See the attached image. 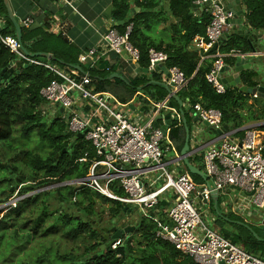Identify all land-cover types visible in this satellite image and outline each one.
<instances>
[{
    "label": "trees",
    "instance_id": "trees-1",
    "mask_svg": "<svg viewBox=\"0 0 264 264\" xmlns=\"http://www.w3.org/2000/svg\"><path fill=\"white\" fill-rule=\"evenodd\" d=\"M194 1L111 0L112 18L115 21H126L121 25H113V27L122 33L127 26H131L128 39L130 44L139 51L137 62L139 73L129 80L108 79V76L115 72L114 66H107V69L104 65L101 68V64L104 63L99 62L96 65L97 67L88 68L87 70L96 89L112 94L120 103H126L139 89L153 102L164 100L167 96L164 86L155 83L148 84L149 79L146 73L142 71V69H148L149 49H154L167 55L164 63L167 68L177 67L188 79L187 86L176 93L181 102H185L188 106L183 108L188 127L190 126V118L187 110L191 111L195 103L219 110L222 114V125H227L230 129L241 127L244 121L264 120V97L260 101H256L258 102L256 104H248V101L252 98L248 89L258 86L253 79L257 74L256 70H246L241 74V81L247 88L245 90L225 88L223 93H217L214 86L207 81L206 74L217 58H206L199 63L201 53L191 44L194 36L204 35L205 28L210 21L209 13L204 9L199 11ZM241 2L246 10L243 17L249 31L251 33H264V0H241ZM132 7H137L138 10H131ZM170 16L176 18L177 23L171 24L169 28L161 29L160 25L165 23ZM0 19L5 22L1 34L15 36L14 26L7 16L3 0H0ZM39 33L40 38L37 37L38 32L35 30L21 28L22 44L28 51L30 50L29 52H36L38 50L37 42L43 41L44 37L48 36L43 32ZM248 50L249 47L246 41L233 34L219 41L217 48L209 51L208 54L247 53ZM258 59L263 60L264 57ZM13 60L18 59L0 43V73ZM234 60V57H224L225 65H229ZM52 62L60 64L57 56L50 59L51 64ZM52 78L53 75L50 71L32 64H27L24 68L21 67L14 76L12 73L4 71L0 77V143L3 144L10 140L16 130L23 136L33 134L34 131L41 139L50 142L48 148L44 149V154L36 152L29 155V159L26 161V165L31 171L26 178L29 182L34 183H31L30 186L28 184L22 185L18 191L19 195H24L28 191L32 192L37 187L43 189V191L32 193L22 199L26 207V218L21 222L16 215L6 222L0 215V240L13 238L19 241L20 235L26 237L23 239L25 240L22 242L23 244H17L20 247L18 251H16L15 243H10L12 244L10 249L12 254L9 255L22 257L26 253L34 251L36 255L34 258L29 257L30 262H32V259H37L35 261L39 263L43 260V256H40L37 252V243L39 240L45 241L47 237H50V241L58 246L57 253L55 252L56 256L50 261V264H195L190 257L182 254L170 243L155 240V224L143 215L140 216L134 232L137 237L131 234L125 247L117 246L113 250L109 247L105 252L99 251V243L95 241V232L91 230L90 222L87 220L88 216L94 214V202L99 201L104 205L112 204L113 206L109 208L112 216H116L122 211H129V206L85 187H70L66 192H63L61 187H57L55 189V192L58 193L57 197L53 196L52 191H46L43 188L51 184L86 176L89 161L79 162V159L86 152H88L89 157L93 155L90 145L85 144L84 141L80 139L68 141L65 136H71L69 133H66V135L60 134L61 130L56 127L57 120L60 118L48 120L47 103L41 98L40 90ZM152 78L158 80L159 77L157 73H154ZM167 105L175 108L178 113L179 104L176 99L170 97ZM45 119L47 121L44 122ZM157 122L162 123L160 120ZM165 124L167 126L166 140L171 152L174 155H179L185 136L182 121L179 116H176L173 119H167ZM260 129L264 130V125L260 126ZM57 134H60V136H57ZM71 138L73 137L71 136ZM262 155L264 157V147ZM189 161L203 170L201 156L197 158L189 157ZM183 167L187 171L184 165ZM0 168L7 170V175L0 179V185L6 184L5 188L2 185L0 187V194H6V201L12 195L10 187L17 183L13 177L18 174V169L15 166L7 165L5 167L1 163ZM190 175L196 183L202 182L200 176ZM113 190L118 196H125L122 189L113 188ZM50 198H52V201L59 203L60 206L49 210ZM60 198L62 201H60ZM65 200L70 203V208L66 207V211L63 204ZM19 202L14 206L18 207ZM221 202L219 197L217 209ZM166 205L167 201L164 199L158 202V215L162 216V210ZM14 206H9L4 211H0V214ZM68 208L70 210L74 208L78 211L71 213ZM35 210L41 214L34 225H31ZM15 211L18 213L16 209ZM75 214H79V216L77 217ZM80 214L85 215L87 218L80 217ZM217 214L214 225L223 237L242 246L251 255L264 260V225L261 229L251 228V226H249L251 229H248L242 224L231 222L229 220L231 219L230 214H223L219 210ZM48 218L54 220L49 225L47 224ZM53 223L57 226H52ZM64 232L67 235L66 242L78 240L81 236L86 235L93 243L83 241L85 244L80 252L75 251L73 247L70 248V251L64 248L62 252L61 244L64 241H57L53 236L58 235V233L63 236ZM31 246L35 249L29 251ZM69 255L72 256L71 259ZM28 256H31V253ZM23 261L26 262L25 256Z\"/></svg>",
    "mask_w": 264,
    "mask_h": 264
},
{
    "label": "built area",
    "instance_id": "built-area-1",
    "mask_svg": "<svg viewBox=\"0 0 264 264\" xmlns=\"http://www.w3.org/2000/svg\"><path fill=\"white\" fill-rule=\"evenodd\" d=\"M207 1L210 3L205 10L210 21L204 35L194 36L191 44L201 53L200 59L211 55L217 58L206 79L217 93H223L225 87L219 77L225 63L219 53H208L231 27L235 12L221 7V0H195L194 3L202 7ZM3 23L0 19V43L22 63L41 66L52 73L53 78L40 90L41 98L47 103L46 109L55 114L52 110L57 102L63 109L60 119L66 124V132L72 137L81 133V139L90 143L93 155L89 157L86 152L79 159V162L89 161L88 173L77 178L79 181L75 184L79 185L87 178L86 187L91 190L128 206L138 205L143 215L155 224L154 238L169 242L195 264H264V260L223 237L213 223L209 225L203 219L205 211L197 207L198 203H207L213 191L219 194L233 186L232 189L245 195L241 214L245 212L249 221L264 225V130L246 127L238 139H233L227 130L220 132L218 145L209 144L202 151L203 171L209 186L206 181L199 186L186 170H182L179 155L167 157L166 152L171 149L168 142L165 143L161 125H155V118L159 115H163V122L167 117H180L175 108L167 105L170 95L166 100L152 102L147 118H131L126 113L131 102L107 101L104 95L109 93L97 90L89 74L72 65L60 66L51 64L48 59L43 61L28 56L15 36L1 34ZM32 24L30 16L21 21L25 28ZM130 30V25L122 33L110 27L102 37L105 51L90 48L81 53L78 60L86 63L89 58L94 62L105 53L121 55L124 50V62L137 66L139 51L129 42ZM148 58V69H154L156 64L165 63L167 55L149 49ZM167 70L170 74L168 84H173L170 85L172 93L187 86L188 79L182 71L177 67ZM257 97V93L253 94V98ZM145 100L149 101L143 95L137 98L138 112ZM192 114L200 121H206L215 131L223 126L222 114L215 108L195 103ZM113 188L122 189L125 196H118ZM161 199L167 201L163 210L166 221L157 217L155 212L151 214ZM121 241L122 237L115 239L110 248L115 249Z\"/></svg>",
    "mask_w": 264,
    "mask_h": 264
},
{
    "label": "crops",
    "instance_id": "crops-1",
    "mask_svg": "<svg viewBox=\"0 0 264 264\" xmlns=\"http://www.w3.org/2000/svg\"><path fill=\"white\" fill-rule=\"evenodd\" d=\"M8 1L11 7L12 14L20 26H21V21L25 17L30 16L33 18V24L26 29L35 30L36 32H38L37 35L38 38L41 37L39 32H43V34L48 35L47 36L48 40H46L45 43L43 44L38 43L37 51L49 53L50 54V58H48L49 62L50 59H53L54 56H57L58 60L60 61V64L58 62H52V64H58L60 66L78 65L80 66L81 71L83 73H88L87 72L88 68L97 67L96 65H98L99 62H101L104 63L101 64V68H103L104 65L114 66V71L122 75L124 77V80H129L132 77L138 75L139 69L137 68L136 65H132V64L130 65L124 62V58L126 57L125 55H117L108 52L105 53L104 57L98 59L97 61L94 59V62L92 59L89 58L87 59L86 63H81L78 60L79 55L81 53H84L90 48H95L100 52L105 51L102 43V37L104 33L114 25L112 21L113 18L111 16V0H8ZM242 7L245 8L243 4ZM197 8L199 9V11L203 9L205 10L204 7H197ZM2 21L4 22L3 19ZM177 21L178 20L176 18L170 16L165 23L160 25V28L161 29L169 28L171 24H175L177 23ZM237 28L241 29V28H245V26L242 23H240L237 26ZM229 29H231V27ZM256 33H261V32H256ZM259 45H260V41H258L257 47ZM258 49L259 50L256 55H246L245 53H239V52L238 53L231 52L228 54L219 53L220 56L222 57L223 62H224V57L226 56L235 58V60L229 64L232 67L235 66L237 55H241L242 59L247 60L249 63L248 69H242L239 72L238 83H236L235 79L231 77L232 75L231 71L223 72L222 77L231 78L230 80L231 84H227L228 86L227 88H238L241 90L247 89L245 84L241 81L240 77L244 71L251 69L252 70L254 69L257 72L256 76L253 78L257 82V85L264 86V59L263 60L258 59L260 57H264V48L258 47ZM213 57L214 56L211 55L209 57L200 59L199 63L206 58H213ZM155 73H157L159 77L157 81H163L168 84L167 77L162 71H158ZM152 80L155 79L152 78ZM93 85L95 84L93 83ZM169 88L171 91H173L170 85ZM110 95L113 97L115 101H117L112 94ZM141 95L148 98V96L144 95L142 91H140L139 89V91H136V93L132 96V98L126 102V103L131 102L128 104V106L131 105V107H128L129 111L128 112L126 111V113L129 116H131V118L133 117L136 118L140 116L141 119L147 118L149 112L151 111L150 108L152 107L153 101L150 98H148L149 101L145 100V102L143 103L145 110H143V107H141L140 112H138V104L136 103V100ZM169 95L170 94L167 92V96L165 97L164 100H166ZM261 98L262 97L260 95L257 98H253L252 95V98L248 101V104H252V103L256 104L258 103L256 101H260ZM79 102L80 101L77 100V103ZM182 103H183L182 108L188 107L185 102ZM52 111H54L55 112L54 115H56L57 109H54ZM187 111L190 118L189 147H190L191 156L189 157L197 158L201 156L203 149L208 147L209 144L218 145L219 133H217L215 130L211 128L209 129V131H206L205 127L202 124H198L194 122L193 120L194 116L192 114V110L190 111L188 109ZM47 113L49 114L51 113V111H48ZM255 113L257 114V112ZM178 115H180L179 108H178ZM164 119L167 120L169 119V117ZM158 120H160L162 123H158L157 122ZM158 120H156L155 125L156 126L162 125L163 124L162 119H158ZM262 125H264V120H253V121L249 120V121H244L241 127L237 129H230L228 127L227 131L230 132L233 139H238L242 136V132L246 127H254L258 130H261L260 126ZM181 168L182 170H184V167ZM181 168L178 167V170ZM202 183H204L203 179L201 183H196V184L200 186ZM228 189L231 190L232 188H228ZM228 189H225L223 192L219 193L218 198L219 197L221 198L220 194L225 195ZM228 202L229 200L222 201L220 205H222V208L226 210L228 209V206L224 204ZM202 204L206 205L207 207L211 206V204L213 206L212 197L207 203H202ZM232 204L233 203H231V208H232ZM206 210L205 213L207 212V215L210 218L209 222H211V224L212 223L214 224V221L216 220L214 216L215 213H213L212 208L210 209L211 211L209 210L206 211ZM140 212L142 213V211ZM152 212H155V215H157V217H159L161 220L163 221L167 220L164 212L161 213L162 216L157 214L159 212V209L157 207H155L154 211ZM155 240H160V239H155Z\"/></svg>",
    "mask_w": 264,
    "mask_h": 264
},
{
    "label": "rangeland",
    "instance_id": "rangeland-1",
    "mask_svg": "<svg viewBox=\"0 0 264 264\" xmlns=\"http://www.w3.org/2000/svg\"><path fill=\"white\" fill-rule=\"evenodd\" d=\"M48 37H44L43 41L37 42V43H45ZM260 48H264V39L260 40V45L258 46ZM249 92H252V89H249ZM261 94V93H260ZM262 98L264 97L261 94ZM143 110H145L144 105L142 104ZM50 114H48V120H50ZM52 117V115H51ZM47 121V119L44 120V122ZM18 129V128H17ZM55 131V130H53ZM16 130V133H13L12 137L10 140H8L7 142L1 144L0 143V163L5 165V167L8 166H15L17 167V172L18 174L16 176H14L13 178H15V180L17 181V183L14 185L13 187H10V192L12 193V195L5 201V196L6 194H0V206L4 203H6L9 199H15V198H19L21 196H19L18 191L20 190L21 186L24 184H28L29 186L31 185V183L34 182H29L27 180L26 177L29 176L30 168L27 167L26 165V161L29 159V155H32L36 152H40V154H44V149H47L48 146L50 145L49 140L46 139H41L34 131L32 132L33 134H30L28 136H23L20 135L19 132ZM55 133V132H54ZM81 141H84L80 138ZM85 144L90 145L89 142L84 141ZM167 157H170L173 155V152H166ZM7 175V170L4 168H0V179ZM22 178H24V180H22ZM26 180V181H25ZM65 182V181H64ZM4 188L6 187V184H1ZM0 185V187H1ZM159 185V184H157ZM59 185L58 184H51L48 185L46 187H43L46 189V191H53L55 190ZM77 184H69L67 186H61L63 192H66L68 190V188L70 189V187H77ZM85 188L90 189L88 187L85 186ZM39 189L38 187L34 189L37 190ZM91 190V189H90ZM92 191V190H91ZM29 193H31L30 191H28L27 193L24 194V196H29ZM221 196V201H225V200H229L228 203L224 204L226 206H228V209H224L222 208V205H220L218 207V210L223 213V214H230L229 216H231V219H229L231 222H235L238 224V222L243 223L244 226H247L248 229H251L252 227L257 228V229H261V227H263L262 225H259V222H252L248 220V216L246 215V213H242L240 212L241 209V202L244 200L245 195L244 193H242L239 190L236 189H228L226 194H220ZM48 200V199H47ZM235 200H237V202H235ZM13 201V200H12ZM20 204H18V207L14 206L13 208H10L8 211L2 212L0 215L2 216V219L6 222H8V219L14 218L16 215L17 217L20 219V221L22 222V220H24L26 218V211H25V204L23 203V200L19 202ZM231 203L232 204V208H231ZM127 205V204H126ZM60 204L57 203L56 201H52V198H50V207L48 208L50 209H54L56 207H59ZM110 206H113L112 204H107L104 205L102 203H100L99 201H95L94 202V214H92V216H88V218H92V219H97V218H101V219H107L109 216H111V213L109 211ZM197 207L200 210H206L208 209L209 211H211L210 209L212 208V211L215 216L216 219V215H218V210L216 211V209L212 206L207 207L206 205H203L202 203H198ZM7 207L2 206L0 208V211H4ZM130 211H122L118 214V217L123 219V222H127L128 224L132 225L143 213H141L136 207L135 205H129ZM206 208V209H205ZM15 209L18 211V213L15 211ZM77 209L72 208L70 210L71 213H74ZM206 210V211H208ZM78 211V210H77ZM15 213V214H14ZM80 213V211H79ZM41 213H39L38 211L35 210V214L32 216V224L34 225V223L39 219V215ZM14 215V216H13ZM77 217L79 216V214H75ZM80 217H83L84 219H86L87 217H85V215L80 214ZM144 216V215H143ZM87 218V220H88ZM203 219L209 223L210 218L207 215V212L205 213V215H203ZM247 219V220H246ZM241 220V221H240ZM243 220H245L243 222ZM54 220H50V218H48L47 220V224L49 225L50 223H52ZM52 226H57V224L53 223ZM213 226L215 227V225L213 224ZM251 226V228L249 227ZM134 237H137L135 233ZM255 234V233H254ZM256 235V234H255ZM24 238H26L25 236L20 235L19 236V241H16L15 239H3L0 240L1 244H0V264H50V261H52V259H54V257L56 256L55 252L57 253V247L53 244V241H50L51 238L47 237L45 241L43 240H39L37 243V252L38 254H40V256H43V260L41 262H36L35 260L37 259H32V262H30V258H34L36 253L33 252H28L26 253V255H24L26 257V262L23 261V257H18V255L16 256H10L12 253L10 251L11 246L13 243H15L16 245V251L20 250V247L18 245L23 244L22 242L25 241L23 240ZM73 241V242H72ZM83 241H89L88 237L86 235L81 236L80 239L78 240H71L69 242V246L70 248H75V251L80 252L82 250V248L84 247V242ZM12 243V244H10ZM18 244V245H17ZM62 246V252L64 251V244H61ZM68 245L66 247H69ZM32 248V249H31ZM29 251L34 250L33 247L31 246L29 248ZM76 252V253H77ZM31 253V256H28V254ZM10 254V255H9ZM13 259V261H12ZM29 261V262H28ZM68 262V261H67ZM66 262V263H67Z\"/></svg>",
    "mask_w": 264,
    "mask_h": 264
},
{
    "label": "water",
    "instance_id": "water-1",
    "mask_svg": "<svg viewBox=\"0 0 264 264\" xmlns=\"http://www.w3.org/2000/svg\"><path fill=\"white\" fill-rule=\"evenodd\" d=\"M3 3L5 5V8H6V12H7V16L9 18V20L12 22L13 26H14V29H15V37L17 38V40L20 42L21 44V49L22 51L27 54L28 56L30 57H36L40 60H43V61H46L48 58H50V54L47 53V52H40V51H37V52H29L22 44V40H21V26L19 25V23L16 21V19L14 18L13 14H12V11H11V7H10V4H9V1L8 0H3ZM210 1H207L206 3H204L202 5V7L204 8H207V6L209 5ZM219 5L221 7H223L224 9H230V10H233L235 12V15H234V18L231 20V29H229L228 31H225L221 37H220V41L226 39L228 36L230 35H238L240 38L244 39L246 41V43L248 44V47H249V50L247 53H245L246 55H256L257 52H258V47H257V44H258V41L264 39V33H251L249 31V28L247 26V23L245 22V19L243 17V15L245 14L246 10L245 8L242 7V2L241 0H221V2H219ZM197 7H200L199 5H196ZM131 10H138L137 7H132ZM113 21V24L114 25H121L123 24L124 22L126 21H115L114 19H112ZM242 23L245 28H241V29H238L237 26ZM218 46V43L214 44L213 48L211 50H214L216 49ZM121 55H125L126 56V52L124 50L121 51ZM27 64L26 63H22L21 61H11L8 66L3 69L0 73V77H1V74L4 72V71H7L8 73H12V75L14 76L15 74H17L19 72V69L22 67H26ZM74 68H76L77 70H80L81 71V68L80 66L78 65H72ZM17 68V69H15ZM249 68V63L247 60H243L241 55H237L236 57V62H235V66H231V65H224L221 70H220V77H219V80L220 82L224 85L225 88H227V84H231V78L230 77H222V74L223 72L225 71H231L232 72V75L231 77L233 79H235L236 83H238L239 81V78H238V75H239V72L242 70V69H248ZM142 71L144 73H146L147 77L149 78V82L148 84L150 83H155V84H160L162 86H164L165 90L170 94V97L176 99L178 101V104H179V113H180V116H181V121H182V124H183V127H184V131H185V136H184V143H183V146L179 152V158L181 159L183 165L185 166V168L187 169V171L190 173V174H193V175H198L200 176L204 181H206V184L209 186V183L208 181L206 180V175L204 173L203 170L197 168L196 166H194L193 164H191V162L189 161V152H190V147H189V140H190V129L189 127L187 126V123H186V119H185V116H184V111H183V103L181 102V100L179 99V97L172 93L170 88H169V85H173L172 83H169L167 84L166 82H163V81H157V80H152V76L155 72H158V71H162L167 78H169L170 74L167 70V67L165 66L164 63H158L156 64L155 68L154 69H142ZM123 79L124 80V77L122 75H120L119 73L117 72H113L111 73L109 76H108V79ZM8 80H10L8 78ZM252 95L257 93V95L261 96V94L264 96V86L263 85H258L256 88H253L252 89ZM261 93V94H260ZM105 99L111 103H115V100L113 99V97L110 95V94H105ZM262 97V96H261ZM53 107L55 109H57V113L55 115L56 118H58L61 114V112L63 111L62 107H59L58 106V103L55 102ZM129 107H131V105H129ZM158 119H163V115H159L155 118V120H158ZM194 122L198 123V124H202L206 131H209L210 127L208 125V123L206 121H200L198 116H195L194 115V118H193ZM166 124L165 122L160 126V129L162 131V133L164 134L165 138H166ZM228 129V126L227 125H223L220 129H216V132L217 133H220L222 131H225ZM66 131V129H65ZM52 136H54L52 134ZM57 136H60V134H57ZM82 137V134L81 133H78L75 137H74V140L76 141L77 139H80ZM167 141L165 140V143ZM64 151V150H63ZM84 182L80 183L77 187L79 188H82V187H85L87 185V182H88V179H83ZM79 181V179H71V180H68V181H65V182H62V183H59L58 185L59 186H67L69 184H75ZM231 188H235V187H231ZM34 193L33 191L30 194ZM26 196V195H25ZM212 200H213V206L214 208L216 209L217 211V198H218V193L217 191H213L212 192ZM10 202H6L4 204H2L0 206V208L2 206H7L9 205ZM128 206V205H127ZM135 207L141 211L140 207L138 205H135ZM238 224H242L241 222H238ZM247 227V226H246ZM127 231H130L128 230L127 228L124 229L123 231H116V233L112 236L110 242L107 244V247L112 244L114 242L115 239L121 237V235ZM255 235V234H254ZM256 236V235H255ZM257 237V236H256ZM72 258V257H71Z\"/></svg>",
    "mask_w": 264,
    "mask_h": 264
},
{
    "label": "flooded vegetation",
    "instance_id": "flooded-vegetation-1",
    "mask_svg": "<svg viewBox=\"0 0 264 264\" xmlns=\"http://www.w3.org/2000/svg\"><path fill=\"white\" fill-rule=\"evenodd\" d=\"M52 115V117H51ZM50 120H53L55 119V115L54 114H50ZM47 118H48V115H47ZM60 118V117H58ZM60 120V121H59ZM57 120V125L56 127L58 129H60L62 135H66V132L65 129H66V124L63 120L59 119ZM67 137V140L68 141H72L74 140V137L71 138V136H65ZM75 141V140H74ZM26 181V180H25ZM58 187H61V186H58ZM40 191H43V189H37L35 191H33L34 193H38ZM53 193V196L54 197H57L58 193L55 192V190L52 191ZM21 197H17L15 199H9L8 201L10 202L9 205L5 206V207H9V206H14L17 202L21 201L22 199H24L26 196L24 195H19ZM13 200V201H12ZM7 201V202H8ZM60 201H62V199L60 198ZM63 204L65 206V211L67 210L66 207H69L70 208V203L69 201L65 200L63 201ZM68 208V210L70 211V209ZM130 211V209H129ZM140 218V217H139ZM139 218L132 224H128L127 222H123V219L118 217V215L116 216H109L107 219H101V218H97V219H92V218H88V221L90 222V226H91V230H93L95 232V236H96V239L95 241H97L99 244H98V250L99 251H102V252H105L109 249L110 245L107 247V244L110 242L112 236L116 233V231H123L124 229H128L130 231H127L125 233H123L121 235L122 237V241L120 242V244L118 245L119 247H125L126 243L128 242V239L130 238L131 234H133L135 232V229L137 227V223H138V220ZM53 238L57 241H64V248L65 250L67 249L68 251H70V246H69V242H66L67 241V235L66 233L64 232L63 236L62 234L58 233V235H54ZM89 241L87 242H91V240L88 238ZM93 243V241L91 242ZM88 244V243H87ZM69 246V247H66V246ZM113 250V249H111ZM70 256V255H69ZM72 256H70V259H71ZM127 262H129V260H127ZM67 264H74V263H67Z\"/></svg>",
    "mask_w": 264,
    "mask_h": 264
}]
</instances>
